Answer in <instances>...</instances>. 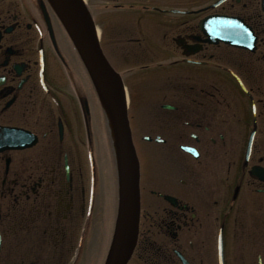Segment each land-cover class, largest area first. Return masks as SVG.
Segmentation results:
<instances>
[{
    "label": "flooded vegetation",
    "instance_id": "af4514ba",
    "mask_svg": "<svg viewBox=\"0 0 264 264\" xmlns=\"http://www.w3.org/2000/svg\"><path fill=\"white\" fill-rule=\"evenodd\" d=\"M118 1L99 8L135 19L110 35L121 67L110 60L152 82L128 110L141 173L128 264H264V0ZM94 98L49 1L0 0V138L23 145L0 151V264L53 262L11 252L41 222L54 253L73 251L87 164L97 191Z\"/></svg>",
    "mask_w": 264,
    "mask_h": 264
},
{
    "label": "water",
    "instance_id": "95a60500",
    "mask_svg": "<svg viewBox=\"0 0 264 264\" xmlns=\"http://www.w3.org/2000/svg\"><path fill=\"white\" fill-rule=\"evenodd\" d=\"M82 59L106 109L115 143L118 210L107 264H127L136 245L140 209V164L128 118L126 87L102 49L85 0H49ZM17 141V140H15ZM0 139V150L16 145Z\"/></svg>",
    "mask_w": 264,
    "mask_h": 264
},
{
    "label": "rangeland",
    "instance_id": "374dc122",
    "mask_svg": "<svg viewBox=\"0 0 264 264\" xmlns=\"http://www.w3.org/2000/svg\"><path fill=\"white\" fill-rule=\"evenodd\" d=\"M144 1V0H139ZM149 1V0H145ZM87 2L95 9H97V21L100 28V35L102 38V42L105 45V49L107 54L115 63V65L119 68L121 64L116 60H122V50L121 46H127L125 44L113 45V40L110 39L113 36V32L119 25H123L126 22H130L135 18L127 15V16H116L115 15H107L109 11H103L99 7L107 2V0H87ZM116 3L122 4H136L137 0H119ZM112 4V2H111ZM110 16V17H109ZM157 13L148 14L145 17L147 22L156 21L161 19ZM104 31H103V30ZM102 31L105 32L106 41H104V33L102 35ZM129 46V45H128ZM181 78L182 75L180 76ZM128 84L129 95H134L135 84L137 87V99H150V85L152 82L150 80H143L142 77L128 76L125 78ZM144 90V91H143ZM142 95V98H140ZM133 96H130L131 101L133 100ZM94 98V109H95V128H96V147H97V155H96V172L97 176L95 177L97 191L94 192L93 188V176L89 164L86 166V177H85V185L87 186V194H86V207H87V217L79 220L76 225V230L72 234L71 244L73 245V251L69 254L64 252L56 251L53 252V246L50 245L49 240L47 241V237L43 234L44 225L42 222L33 228V231L30 233L28 237L23 240L22 233L26 235L25 232H22L17 238H14L13 241V249L12 254L13 257H19L23 252V249L28 250V254L30 259H33L37 255V251L40 249L44 250L43 261L52 260L51 264H73L74 256L76 251L79 254V264H104L106 260V255L108 252V246L110 245V240L112 237V229L115 224L116 211H117V171H116V162H115V152L113 149L112 141H111V131L109 127V121L106 119L104 115L100 113V104ZM142 100V101H143ZM134 103V100H133ZM132 104V103H131ZM133 109V106H132ZM134 121V120H133ZM134 123V122H133ZM134 127V124H133ZM135 142L137 143V136H135ZM81 157L78 155L76 157L77 161ZM85 159V158H84ZM86 160H84L85 162ZM90 210H92L89 215ZM89 229L85 234V240L82 245L81 239L83 236V231L86 220L89 219ZM5 247V246H4ZM6 248H3L2 252H5ZM27 253V252H26ZM56 260V261H55ZM76 264V263H75Z\"/></svg>",
    "mask_w": 264,
    "mask_h": 264
}]
</instances>
